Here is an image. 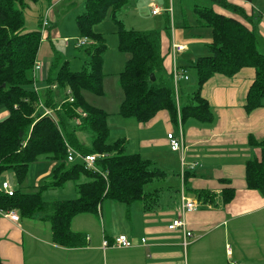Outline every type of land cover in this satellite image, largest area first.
<instances>
[{"label": "trees", "instance_id": "obj_1", "mask_svg": "<svg viewBox=\"0 0 264 264\" xmlns=\"http://www.w3.org/2000/svg\"><path fill=\"white\" fill-rule=\"evenodd\" d=\"M211 1L223 9L241 12L226 0ZM38 2L0 0V107L7 111V116L0 121V176L13 171L18 186H22L31 164L46 161L54 163V167L50 181L44 183L39 192L27 194L19 188L12 196H7L0 191V210L15 211L22 218L42 214V219L50 225L55 246L81 248L86 246L85 236L70 230L75 216L97 214L104 200L126 207L140 203L144 212H152L160 194L158 190L146 191V187L167 176L152 161L139 154L126 153L125 138L109 142L108 114L85 97L86 93L96 97L104 95L103 56L107 45L95 27L110 15L116 29L118 50L129 55L119 74L122 99L118 115L140 124L153 120L161 112L167 113L170 122L176 123L178 111L181 122L188 119L210 122L212 112L201 95L203 85L214 75L233 77L243 68L255 71L244 105L245 113L250 114L262 106L264 98V53L259 50L253 27L216 13L212 7L194 6L192 11L198 18L197 26L210 30V42L206 44L207 55L197 57L189 65L178 66L188 80L178 83L177 110L172 69L167 72L164 67L171 45L163 55L161 32L125 29L119 15L128 0H84L75 23L79 36L89 41L84 49L88 60L80 71H71L69 62L65 61L51 78L55 64L49 70L45 90L38 92L34 90L35 66L44 18L39 21V29L30 32L25 29L24 19L28 5ZM245 19L253 22V19ZM190 72L195 86L181 103L180 91L189 81ZM69 97L73 102H69ZM40 106L53 111V119L42 116ZM249 145L259 148L260 157L245 163L246 189L264 194V139L249 138ZM68 146L83 156H99L95 169L88 170L79 161L69 163ZM69 182L74 186L75 199H42L44 190L61 188ZM221 194L223 202L228 203L234 197V190L228 188ZM196 195L200 200L213 202L214 196L207 191L196 192ZM0 264H3L1 259Z\"/></svg>", "mask_w": 264, "mask_h": 264}, {"label": "crops", "instance_id": "obj_2", "mask_svg": "<svg viewBox=\"0 0 264 264\" xmlns=\"http://www.w3.org/2000/svg\"><path fill=\"white\" fill-rule=\"evenodd\" d=\"M55 1L58 0H42L40 8L37 3L28 5L24 11L27 32L38 30L43 18L47 19L48 27L54 25L51 6ZM226 1L242 13L233 14L217 7H212L213 11L234 18L248 28L259 18L258 32L264 39L262 13L252 23L245 19H253L257 12L254 5L262 6L264 0ZM49 2L51 5L44 10V5ZM151 7L157 8L155 5ZM25 13L32 16L31 20L35 18L33 22L27 24ZM41 37L53 38L54 29L45 30L44 37L43 33ZM171 43L169 37L162 35L163 55L168 53ZM183 45L186 50L177 55L189 53V47ZM126 55L127 61L129 55ZM170 57V54L166 55L164 61L167 72L171 71L173 64ZM195 59L190 57L187 63L191 64ZM47 74L49 77L50 72ZM254 77V69L243 68L233 77L214 75L203 85L201 95L211 109L210 122L201 123L194 119L181 122L177 117V122L172 123L165 112L143 124L130 119L136 129V151L128 154H139L155 166L158 159L170 163L172 155L174 159L177 156L179 162L177 175L156 166L167 176L155 183L151 190H158L160 194L154 211L144 212L137 203L126 207L104 200L97 214H81L71 220L70 230L86 238V246L81 248L55 246L50 225L42 215L22 218L17 213L18 221L13 222L0 214V259L3 264H264V194L246 189L244 180L245 163L260 157L259 148L250 146L249 138L255 141L264 139V98L260 108L250 114L244 111L246 95ZM47 78L40 66L35 82L38 92L45 90ZM6 116V110L0 111V121ZM172 125L177 132L172 131ZM168 134L176 138L181 134V150H170ZM124 138L127 148L130 147L131 139ZM172 183L177 195L174 198L164 196L166 190H172L169 187ZM228 188L234 190V197L224 203L221 193ZM181 190L197 205L195 211L184 215L186 231L191 233L186 246L181 230H168L178 214ZM200 191L212 194L213 202L198 199L196 192ZM120 235L127 237L133 246L102 248L104 240L110 241ZM142 239L145 243L141 242Z\"/></svg>", "mask_w": 264, "mask_h": 264}, {"label": "rangeland", "instance_id": "obj_3", "mask_svg": "<svg viewBox=\"0 0 264 264\" xmlns=\"http://www.w3.org/2000/svg\"><path fill=\"white\" fill-rule=\"evenodd\" d=\"M39 2L36 5L37 8H40V5L43 4L42 0ZM83 2L84 0H58L51 6L54 16V25H50L44 30L41 29V31L44 37L45 30L48 32L50 29H54V37H45L41 39L37 55V63L39 67L41 66L46 78L48 77L47 73L55 64L56 66L50 74L51 78L56 76L58 68L65 61L69 62L71 71H80L83 63L88 60L87 55L84 53V49L87 46L82 48L75 46L81 39L75 23V16L81 13ZM49 5H51L50 2L46 3L44 5V10L47 9ZM151 5H155L160 9L158 10V16L152 15L153 9ZM263 5L264 4H262V6L258 4L254 5L257 9L255 17L260 13L264 16ZM194 6L222 8L211 0H128L127 6L122 9L119 17L122 19L125 29L156 30L161 32L164 37H169L176 45H187L189 47V53L176 55L174 60H176L178 66L185 64L189 65L187 62H189L188 59L190 57L197 58L207 55L206 44L210 42V30L203 27L198 28L197 26L198 18L192 11ZM225 10L236 14V12L230 9ZM25 15L27 16V24L33 22L32 20L35 19L33 18L31 20L32 16L28 17V13H25ZM255 17H253V20ZM257 20L258 22L250 25L253 27L257 37L259 50L264 53V39L258 32L259 18H257ZM95 30L104 36L107 45V49L103 56V72L105 74L103 84L104 95L96 97L90 93H86L85 97L90 104L104 110L108 114L107 125L110 131L109 142H113L119 138L129 137V139H131V145L126 149V153H135L136 129L133 128L134 125L131 123L135 120L131 119L134 121H130V119H125L118 115V109L122 99V93L119 87V74L124 68L127 55L118 50L116 29L113 26L109 14L101 24L95 27ZM65 40H68L69 43H65ZM194 47H197V50H194ZM190 54L192 55L190 56ZM170 58L173 62L172 56ZM194 86L195 79L190 72L189 81L180 91L179 96L181 103L186 101L187 93L190 92ZM0 111H5V109L0 107ZM172 131L177 132L174 125H172ZM158 161V164L156 163L158 168H164L168 173L177 175L179 170L177 156L176 159H174L172 155V161L170 163L162 159H158ZM53 166L54 163L46 161L31 164L22 186H18V181L13 171L5 172L0 176V191L1 185L7 182L13 191L20 188L21 192L27 194L39 192L40 187L44 183L50 181ZM154 186H156V184L146 187V191H151ZM169 187H172V190H166L164 196L171 195V197L174 198V196L177 195L174 190V184L172 183V186ZM41 195L44 201L72 200L76 198L74 186L70 182L66 183L61 188L44 190ZM139 204L140 203H137V205Z\"/></svg>", "mask_w": 264, "mask_h": 264}, {"label": "built area", "instance_id": "obj_4", "mask_svg": "<svg viewBox=\"0 0 264 264\" xmlns=\"http://www.w3.org/2000/svg\"><path fill=\"white\" fill-rule=\"evenodd\" d=\"M158 8H153L152 14L156 15L158 14ZM48 21L47 19H43L41 23V29L44 30L48 28ZM65 43H69L68 40H65ZM89 44V41L86 38H81L75 46L77 47H86ZM186 50L185 46L182 45H176L174 43H171L170 46V54L173 58V64H172V80L174 84V89L176 93V103H177V110H179L178 107V100H177V89H178V83L180 81H187L188 76L187 74L182 71L181 69L178 68V66L175 63L174 58L176 57L177 54L182 53ZM40 67L39 64L37 63L35 66V75L39 71ZM35 91H37V88H34ZM67 94H69V91H67ZM69 102H73L72 98L69 97ZM40 111L42 116H48L51 119H53V111L44 108L43 106H40ZM81 117H85L84 113H80ZM178 118L179 116V111H178ZM167 139L169 141V148L173 152H177L182 149V136L180 134L179 138L174 137L172 134L167 135ZM99 156L97 155H86L83 156L81 154L76 153L72 148L69 146L67 147V161L69 163H73L75 161H79L81 164L85 166L86 169L88 170H94L95 169V161ZM1 191L6 194L7 196H12L13 190L11 189L10 185L7 182H4L1 185ZM196 203L194 199L190 198L189 196L185 195L183 190L180 192V207L178 210V214L174 220L169 224L168 230L173 231V230H181L183 234V245H187V240L191 237V233L186 231V223L184 221V215L186 213H190L196 210ZM0 214L3 217L9 218L13 222L18 221V216L15 211H2L0 210ZM142 243H145V240H141ZM132 243L127 239V237L120 235L115 238H113L110 241L104 240L102 242V248H130L132 247Z\"/></svg>", "mask_w": 264, "mask_h": 264}, {"label": "water", "instance_id": "obj_5", "mask_svg": "<svg viewBox=\"0 0 264 264\" xmlns=\"http://www.w3.org/2000/svg\"><path fill=\"white\" fill-rule=\"evenodd\" d=\"M150 81L153 82V75L150 76Z\"/></svg>", "mask_w": 264, "mask_h": 264}]
</instances>
